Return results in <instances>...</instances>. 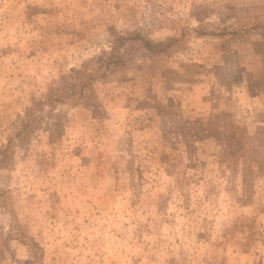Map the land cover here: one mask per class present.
<instances>
[{
	"label": "rangeland",
	"instance_id": "obj_1",
	"mask_svg": "<svg viewBox=\"0 0 264 264\" xmlns=\"http://www.w3.org/2000/svg\"><path fill=\"white\" fill-rule=\"evenodd\" d=\"M0 264H264V0H0Z\"/></svg>",
	"mask_w": 264,
	"mask_h": 264
},
{
	"label": "trees",
	"instance_id": "obj_2",
	"mask_svg": "<svg viewBox=\"0 0 264 264\" xmlns=\"http://www.w3.org/2000/svg\"><path fill=\"white\" fill-rule=\"evenodd\" d=\"M139 39H142L144 46H148V45H150V42H149V41H146V40H144L143 38H139ZM157 45H158V44H155V46H157ZM229 138H230V139H233V140H236L234 135L230 136Z\"/></svg>",
	"mask_w": 264,
	"mask_h": 264
}]
</instances>
